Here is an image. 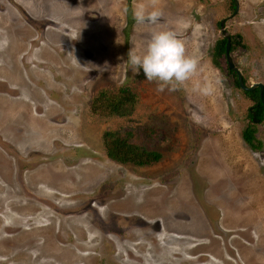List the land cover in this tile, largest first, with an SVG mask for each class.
<instances>
[{
  "label": "rangeland",
  "instance_id": "374dc122",
  "mask_svg": "<svg viewBox=\"0 0 264 264\" xmlns=\"http://www.w3.org/2000/svg\"><path fill=\"white\" fill-rule=\"evenodd\" d=\"M233 1L0 0V264H264V122L212 60L234 37L245 86L264 88V0ZM161 29L197 62L163 91L127 61ZM120 87L132 115L91 113ZM130 130L162 159L108 158L103 133Z\"/></svg>",
  "mask_w": 264,
  "mask_h": 264
},
{
  "label": "trees",
  "instance_id": "16d2710c",
  "mask_svg": "<svg viewBox=\"0 0 264 264\" xmlns=\"http://www.w3.org/2000/svg\"><path fill=\"white\" fill-rule=\"evenodd\" d=\"M232 4L234 7V1ZM230 40L231 53L235 49V39L234 37H231ZM226 44L227 39L223 38L216 42L214 47L212 60L214 65L220 69L221 65L219 60L225 56ZM228 74L233 76L236 87L240 89L237 74L229 69ZM242 81L245 85L246 81L244 79ZM243 93L255 102L249 113L251 120L259 123L264 122V106L260 99L259 90L255 89L251 92L243 91ZM136 104L137 96L130 88H104L95 95L91 102L90 109L92 114L101 118L125 117L133 114ZM255 134V128H253V126H247L242 133V137L252 149H259L261 147V142L257 141ZM102 139L108 158L118 163L144 167L157 163L162 159L161 153L144 146L142 140L138 137V131H106L103 133Z\"/></svg>",
  "mask_w": 264,
  "mask_h": 264
},
{
  "label": "clouds",
  "instance_id": "9594fccd",
  "mask_svg": "<svg viewBox=\"0 0 264 264\" xmlns=\"http://www.w3.org/2000/svg\"><path fill=\"white\" fill-rule=\"evenodd\" d=\"M152 15L158 16L159 12ZM137 19H143L139 12ZM127 61L137 74L142 71L145 79L155 81L159 91L165 87L171 90L174 85L189 80L197 71L195 58L186 54L184 42L169 29L153 32L143 50L129 49ZM201 90L209 91L207 87Z\"/></svg>",
  "mask_w": 264,
  "mask_h": 264
},
{
  "label": "water",
  "instance_id": "95a60500",
  "mask_svg": "<svg viewBox=\"0 0 264 264\" xmlns=\"http://www.w3.org/2000/svg\"><path fill=\"white\" fill-rule=\"evenodd\" d=\"M234 3H235V13H237L238 10H239V4H238V1L237 0H234ZM220 27L222 29V32L225 33V31L223 29V27H224V21H221L220 22ZM226 39H227V44H226V50H225V57H227L226 60H227L228 68L230 70H233L234 72H236L239 86H240V88L243 91L251 92V91H254L255 89H258L259 90L260 99H261V102H262V104L264 106V99H263V89L264 88H263V85L260 84V83H255V84L251 85L250 87H246L243 84L242 77H241L240 73L234 67V65H233V63L231 61V57H230V37L227 36Z\"/></svg>",
  "mask_w": 264,
  "mask_h": 264
}]
</instances>
